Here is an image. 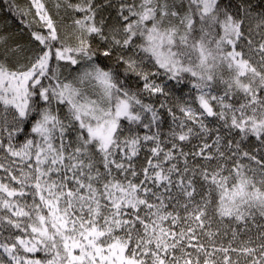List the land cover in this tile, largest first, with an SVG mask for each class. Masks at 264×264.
I'll return each mask as SVG.
<instances>
[{
    "label": "snow or ice",
    "instance_id": "6c2138e0",
    "mask_svg": "<svg viewBox=\"0 0 264 264\" xmlns=\"http://www.w3.org/2000/svg\"><path fill=\"white\" fill-rule=\"evenodd\" d=\"M7 10L0 264H264V0Z\"/></svg>",
    "mask_w": 264,
    "mask_h": 264
},
{
    "label": "trees",
    "instance_id": "16d2710c",
    "mask_svg": "<svg viewBox=\"0 0 264 264\" xmlns=\"http://www.w3.org/2000/svg\"><path fill=\"white\" fill-rule=\"evenodd\" d=\"M15 2L18 3L21 7H24L27 4V0H15ZM4 20L12 21L9 25L12 31H15L18 27V25L14 22L11 14L8 13L7 0H0V22H3ZM253 231H255V229H253Z\"/></svg>",
    "mask_w": 264,
    "mask_h": 264
}]
</instances>
